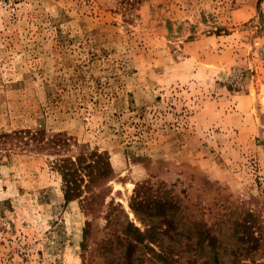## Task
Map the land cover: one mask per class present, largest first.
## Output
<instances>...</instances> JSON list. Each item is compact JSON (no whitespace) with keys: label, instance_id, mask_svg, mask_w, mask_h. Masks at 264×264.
I'll return each mask as SVG.
<instances>
[{"label":"rangeland","instance_id":"obj_1","mask_svg":"<svg viewBox=\"0 0 264 264\" xmlns=\"http://www.w3.org/2000/svg\"><path fill=\"white\" fill-rule=\"evenodd\" d=\"M19 130L70 144L27 150ZM96 151L112 174L86 214L51 159ZM138 186L166 203L152 219ZM155 252L264 264V0H0V264H165Z\"/></svg>","mask_w":264,"mask_h":264},{"label":"trees","instance_id":"obj_2","mask_svg":"<svg viewBox=\"0 0 264 264\" xmlns=\"http://www.w3.org/2000/svg\"><path fill=\"white\" fill-rule=\"evenodd\" d=\"M4 135L10 136L8 133H5ZM13 135L18 136L16 137V141L21 142L24 148L27 150H47L52 154L60 153L59 151L65 150L66 146L70 144L69 138L64 137L65 133L63 132L47 134L44 130H19L13 132ZM51 162L52 166H54L62 176L66 200L69 201L77 198L79 199L81 206L86 214L95 212L98 207V203L100 204L99 198L103 195V189H101L102 184H105L108 180L107 178L112 174L111 163L108 156H106V154L102 152L97 151L90 152V154L80 152L77 155L56 156L51 159ZM96 187H100V189L97 191L95 189ZM139 188L140 186H138V188L136 187L135 189L136 193L134 197H132V201L130 203L131 208L138 217H140V211H142L147 212L150 219H152V217L155 215V208H158V206L161 207L162 205L166 206V203L160 200L147 199L143 195L141 196ZM155 201L156 203H153ZM112 203H114V201H112ZM114 207L118 210V214L123 213L126 216V222L120 221L118 217H116L114 221L123 226V232L129 235V238L132 239L130 242L131 245H133L134 241H141L140 236L142 235V232L140 228H138L135 223L129 219L123 205L121 203H117V205H115ZM111 213L107 214L108 225L115 224V222H113L111 218L109 219ZM160 214H165L164 210ZM89 227L87 229H89ZM152 230L150 228L148 233H151ZM137 233L138 236L135 235ZM88 238L89 232L86 230L85 248H87ZM131 245L128 248V253L126 256L128 262H131L133 256L135 255ZM209 246H211L210 241H208L206 245L202 243V246H200L201 253L206 255L207 252H205V250L206 248H209ZM256 248V246H249L247 249L244 248V250L251 249V251H253ZM238 250L239 248H237V251ZM160 251L163 252V248H161ZM156 253L157 252H155V254ZM135 256H141V254ZM160 257H162V259L166 261L165 264L168 263V259L163 253H157V258L159 259ZM171 261H173V259ZM194 264L200 263L195 262ZM201 264L211 263L208 260H204L203 262H201ZM212 264H238V261H225L217 258L215 261H213Z\"/></svg>","mask_w":264,"mask_h":264}]
</instances>
